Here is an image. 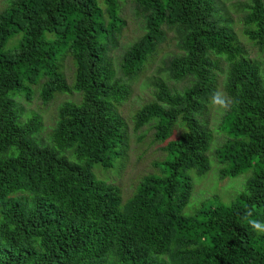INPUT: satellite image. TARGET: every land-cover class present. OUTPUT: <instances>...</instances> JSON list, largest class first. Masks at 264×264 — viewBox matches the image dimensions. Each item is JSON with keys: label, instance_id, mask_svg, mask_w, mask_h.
Masks as SVG:
<instances>
[{"label": "trees", "instance_id": "16d2710c", "mask_svg": "<svg viewBox=\"0 0 264 264\" xmlns=\"http://www.w3.org/2000/svg\"><path fill=\"white\" fill-rule=\"evenodd\" d=\"M133 1L144 34L123 52L118 75L107 52L122 25L119 0H104L108 19L96 0H8L0 11V264H264V235L242 218L251 208L264 222V69L221 26L214 0ZM247 9L244 34L261 48L264 2L251 0ZM167 30L179 53L164 61L165 70L188 85L174 92L156 81L154 100L136 113L135 130L154 122L166 157L123 203L94 167L113 168L121 156L125 124L117 106L130 94L125 81L141 72ZM66 55L75 70L70 87L59 65ZM221 59L233 104L220 123L219 177L250 175L229 204L184 215L187 171L209 170L211 136L200 117ZM42 80L44 102L81 95L58 108L48 146L38 139L40 117L20 122L15 102L29 99V86ZM176 127L183 131L171 139Z\"/></svg>", "mask_w": 264, "mask_h": 264}, {"label": "rangeland", "instance_id": "374dc122", "mask_svg": "<svg viewBox=\"0 0 264 264\" xmlns=\"http://www.w3.org/2000/svg\"><path fill=\"white\" fill-rule=\"evenodd\" d=\"M105 12L104 0H96ZM218 18L225 22L222 27L228 28L236 37L238 44L243 48L244 57L257 63L261 70L264 69V45L260 48L250 41L244 34V17L248 13L247 7L251 0H214ZM8 0H0V11H2ZM264 2V0H263ZM117 17L122 21L116 45L109 46L107 56L112 64L116 75L119 74V63L123 52L144 34V18L137 11L133 0H119L117 5ZM48 37V34H45ZM166 40L160 44L154 54L148 58L141 72L132 79L125 82L129 87L128 98L117 106V112L125 124L124 146L121 156L115 160L113 168L104 170L99 166L94 167L95 175L109 184L116 186L120 191L123 203L130 198L139 183L146 176L158 174L155 164L162 162L166 154L162 150L164 143L155 139L153 130L154 122L145 124L142 128L135 130V115L146 104L154 100L156 92L155 82L166 83L174 92H181L188 85V81L173 82L169 79L165 70L164 61L170 56L179 53L177 48V36L174 31L167 30ZM49 37H52L51 35ZM14 38L10 45L17 41ZM60 70L64 74L65 81L70 87L74 82V63L70 56H64L60 61ZM219 67L221 72L217 73L216 90H224L226 63L221 59ZM43 80L36 85H30L31 95L27 99L24 95L15 98L20 110V122H24L33 115L41 120V131L38 139L45 145H50V137L57 122L58 108L66 102L79 103L81 95L71 93H60L48 102H44L40 95ZM215 90V91H216ZM225 111L217 109L210 104L206 107L201 123L209 131L211 139L209 149L206 152L209 170L202 175L195 170L187 171L192 181V192L187 205L183 209L184 215H192L201 205L216 207L229 204L244 190V185L250 175V171L237 177H226L220 179L219 170L221 166L215 158V150L225 141L226 136L220 129V123ZM181 127H176L171 139H177L182 132Z\"/></svg>", "mask_w": 264, "mask_h": 264}, {"label": "clouds", "instance_id": "9594fccd", "mask_svg": "<svg viewBox=\"0 0 264 264\" xmlns=\"http://www.w3.org/2000/svg\"><path fill=\"white\" fill-rule=\"evenodd\" d=\"M211 103L219 110L228 111L233 104V98L222 90L217 89L211 96ZM242 218L256 233L264 235V222L254 218L251 208L244 213Z\"/></svg>", "mask_w": 264, "mask_h": 264}]
</instances>
